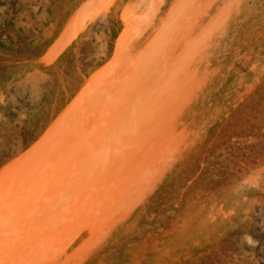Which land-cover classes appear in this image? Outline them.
Returning <instances> with one entry per match:
<instances>
[{"label":"rangeland","instance_id":"374dc122","mask_svg":"<svg viewBox=\"0 0 264 264\" xmlns=\"http://www.w3.org/2000/svg\"><path fill=\"white\" fill-rule=\"evenodd\" d=\"M0 264H264V0H0Z\"/></svg>","mask_w":264,"mask_h":264}]
</instances>
